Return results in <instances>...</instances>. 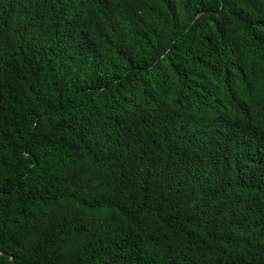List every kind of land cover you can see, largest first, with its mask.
<instances>
[{
    "label": "trees",
    "instance_id": "obj_1",
    "mask_svg": "<svg viewBox=\"0 0 264 264\" xmlns=\"http://www.w3.org/2000/svg\"><path fill=\"white\" fill-rule=\"evenodd\" d=\"M0 264H264V0H0Z\"/></svg>",
    "mask_w": 264,
    "mask_h": 264
},
{
    "label": "water",
    "instance_id": "obj_2",
    "mask_svg": "<svg viewBox=\"0 0 264 264\" xmlns=\"http://www.w3.org/2000/svg\"><path fill=\"white\" fill-rule=\"evenodd\" d=\"M0 255H5V256H7L6 254H1V253H0ZM13 261H14V259H13V258H11V259H10V262H9V264H12V263H13Z\"/></svg>",
    "mask_w": 264,
    "mask_h": 264
}]
</instances>
